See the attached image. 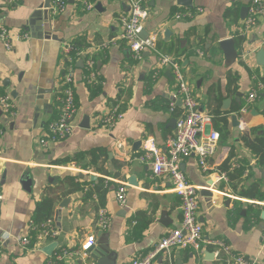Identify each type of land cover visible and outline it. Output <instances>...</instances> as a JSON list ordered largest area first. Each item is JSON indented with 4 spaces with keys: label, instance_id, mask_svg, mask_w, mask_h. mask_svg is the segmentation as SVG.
<instances>
[{
    "label": "crops",
    "instance_id": "1",
    "mask_svg": "<svg viewBox=\"0 0 264 264\" xmlns=\"http://www.w3.org/2000/svg\"><path fill=\"white\" fill-rule=\"evenodd\" d=\"M51 1L14 0L11 5H0V28L29 35V40L14 43L10 52L0 42V92L8 94L15 106L11 120L0 113V191L4 196L0 204V264L44 263L48 257L45 247L42 252H27L17 238L26 234L31 222L41 225L33 222V216L37 203L46 197L58 199L52 217L59 232L54 250L78 247L95 231L97 210L107 211L109 227L101 235L96 233L94 245L95 259L105 257L103 264H131L180 227L181 206L169 178L154 177L148 164L136 160L144 153L147 138L165 152L174 135L176 117L168 111V104L177 83L169 67H160V56L178 64L203 112L210 114L215 108L227 112V137L220 139L208 161V171H201L195 156L181 163L186 180L198 189L197 216L203 238L222 240L239 256L258 258V264H264V252L259 254L264 205H256L261 211L255 217L249 211L251 200L238 196L249 174L250 181L261 179L255 158L241 138L250 142L252 133L264 134V96L251 105L237 128L231 123L253 88V77L264 78L258 56L264 50V19L250 34L241 36L247 16L242 10H248L253 0H152L144 31L156 35L155 51L145 53L139 63L133 61L122 41L99 48L120 37V18L128 13L125 0H90L93 9L89 11L83 9V0H67L66 10L56 15L50 11ZM177 12L192 16L176 19ZM239 36L243 42L237 47ZM80 39L85 40V50L94 60L97 84H86L83 65L74 63L77 111L73 131L68 138L43 148L39 140L45 138L47 124L59 114L64 47ZM230 39L236 53L233 60L220 47V42ZM156 69L159 74L152 79ZM115 102L122 117L107 130L101 119ZM209 129L216 130L213 125ZM231 152L232 163L241 168L248 161L249 168L234 183L216 182L215 176L224 173L221 167ZM68 178L79 188L84 186L83 191L63 196L71 188L65 182ZM98 180L107 189L103 206L95 194L90 199L85 196ZM120 184L126 186L124 206L116 200ZM262 185L264 189V182ZM202 192L213 196L204 197ZM65 199L70 200L69 205L60 209ZM227 200L230 203L225 206ZM95 259L89 254V262L97 264ZM152 264L227 263L214 259L212 250L187 249L160 253Z\"/></svg>",
    "mask_w": 264,
    "mask_h": 264
},
{
    "label": "built area",
    "instance_id": "2",
    "mask_svg": "<svg viewBox=\"0 0 264 264\" xmlns=\"http://www.w3.org/2000/svg\"><path fill=\"white\" fill-rule=\"evenodd\" d=\"M152 0H125L128 6V13L120 18L122 33L118 39L109 40L99 46L100 49H107L117 46V40L124 42L131 58L135 63L143 60L147 52L155 51L157 37L155 34L143 36L144 24L148 19V4ZM14 0H0V5H11ZM83 9L89 11L93 9L90 0H83ZM67 7V0H52L50 11L53 15L63 13ZM198 11H201L198 9ZM190 17L192 14L177 12L176 19ZM264 19V2L260 0L251 1L248 6L247 16L242 24L241 36L250 34L257 26L258 21ZM29 40L28 33L21 31H11L5 27L0 28V42L5 50L10 52L14 43ZM264 45V31L261 40ZM75 51L72 44L64 47V68L62 96L59 99L60 109L55 120L47 124V134L41 138V147L47 148L51 144H56L68 138L73 131V120L77 111L74 93V63H81L85 69L84 80L88 85L97 84L94 70V60L86 50L76 53V59L70 57V53ZM160 67H169L177 83L176 93L172 101L168 104V111L175 112L176 101H180V112L175 118L174 135L168 140L165 152H162L155 142L147 138L143 144L144 153L136 158L141 163L148 164L151 174L154 177H168L171 183L172 193L179 199L181 206V222L178 229L168 232L156 246L145 255L135 257L131 264H152L155 258L163 252L169 253L172 250L191 249L202 253L204 250H212L213 258L224 261L227 264H258V258L247 259L239 256L232 248L222 240H204L203 229L198 222L199 196L198 189L190 184L181 169V163L191 156L197 157L199 168L203 173L208 171V161L214 155L220 141L219 133L210 130L212 117L203 112L197 102V98L184 80L177 63L171 61L166 56H160ZM159 68V67H158ZM159 70L153 72L152 79H156ZM253 88L247 94L245 102L236 113L237 118L242 121L248 115L251 105L260 99V94H264V84L253 77ZM0 113L9 120L15 115V106L11 97L0 92ZM122 117L121 108L118 102L109 108L101 119V125L111 130L116 122ZM238 125V126H239ZM3 130L0 128V135ZM119 147H122L121 144ZM236 163H232L230 171L238 170ZM247 171L244 177L247 176ZM216 182L228 183L226 173L215 176ZM126 186L120 184L116 192V200L120 206H124ZM4 196L0 191V204ZM263 202L250 201L252 206L264 205ZM110 217L104 208H99L96 212L94 229L95 231L74 248H59L48 256L43 264H94L89 262V249L96 243V233L104 232L108 229ZM34 234V235H32ZM59 235L55 228L53 219L50 218L43 224L36 226L32 222L29 224L26 234L17 241L24 251L42 252V249L56 241ZM264 252V235L261 240L259 254Z\"/></svg>",
    "mask_w": 264,
    "mask_h": 264
},
{
    "label": "trees",
    "instance_id": "3",
    "mask_svg": "<svg viewBox=\"0 0 264 264\" xmlns=\"http://www.w3.org/2000/svg\"><path fill=\"white\" fill-rule=\"evenodd\" d=\"M242 42L243 38L241 36L235 39V45L237 47L240 46ZM72 46L75 50L70 53V57L72 59H76L77 52L85 50L87 48V44L83 39L76 40L75 42H73ZM260 81L264 84V78H261ZM234 82L235 79L232 78L231 83ZM260 95V98L264 96L263 94ZM224 113L225 114L220 112L218 108H215L210 113L212 117V125L215 127L216 130H218L220 139H224L225 137H227V112ZM178 114L179 110L176 108L175 112L172 115L176 117ZM252 135L253 138L250 142L245 136H243L241 140L245 144V146L250 150L251 154L254 156L256 161V168L264 171V134L259 135L257 133H252ZM233 158L234 153L231 152L229 157L221 167V172L226 173L228 182L230 183H234L235 180L241 179L244 171L249 168L248 161H244L242 163L241 168H239L238 170L230 171ZM251 178L252 174H249L245 179H243V181L247 184L242 188V190H240V192H238V196L240 198L250 199L252 201L264 202V189L262 185L264 181L262 179L250 181ZM65 182H67L71 188L63 196L76 192L78 190L83 191L84 186L79 188L77 184H74L73 178L65 179ZM233 188L235 189V186H233ZM106 193L107 189L105 188L103 181L98 180V182L94 184V189L87 191L85 196L87 199H90L92 195L95 194L97 196L99 204L103 206ZM57 200L58 199L54 197H46L39 203H37L33 216V222L35 224H42L48 219L52 218L54 215V204ZM236 204L238 205L239 202H236ZM261 209H264V207H261ZM261 209H259L258 206H252L249 211H251V214L253 216L259 217Z\"/></svg>",
    "mask_w": 264,
    "mask_h": 264
},
{
    "label": "water",
    "instance_id": "4",
    "mask_svg": "<svg viewBox=\"0 0 264 264\" xmlns=\"http://www.w3.org/2000/svg\"><path fill=\"white\" fill-rule=\"evenodd\" d=\"M48 9V7H47ZM247 12V8L243 9L242 12ZM143 36H146L147 33L145 31H143ZM220 47L222 48V50L224 51L225 55L227 56L228 59H231L233 60L236 56V53H235V50L233 48V40H225L223 42H220ZM258 56H259V61H260V64L261 65H264V50H260V52L258 53ZM81 65V63H80ZM239 96V95H238ZM227 103H224V106L226 105ZM178 106H180V101H178ZM225 111H227L228 109H225ZM255 114V111H252V115ZM231 123H232V127L233 128H237L239 123H238V120H237V117L236 116H232L231 117ZM174 127H175V121H174ZM260 174H261V179L264 181V171L260 170ZM210 185H213L212 183ZM213 187L216 189L217 186L213 185ZM202 196L204 197H208V198H212V193L211 192H202L201 193ZM70 203V200L69 199H65L61 202V204L59 205V208L60 209H67L68 205ZM230 203V200H227L225 202V206H227L228 204ZM59 216H60V213L57 212L56 213V222L59 221ZM103 234L102 232L99 234L101 235ZM55 248V243L49 245V246H46L44 249H43V252L47 255V256H50L53 252ZM94 252V246L92 248L89 249V254H90V257H92V259L94 260L96 257H95V252ZM210 255V257H209ZM208 255V258H211V254ZM105 259V257L101 258V259H98V261L96 260L97 264H100L101 261ZM103 264V263H101Z\"/></svg>",
    "mask_w": 264,
    "mask_h": 264
}]
</instances>
